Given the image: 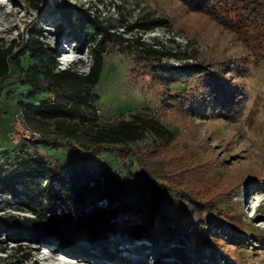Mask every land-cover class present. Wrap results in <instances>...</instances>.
I'll return each instance as SVG.
<instances>
[{
  "label": "rangeland",
  "instance_id": "rangeland-1",
  "mask_svg": "<svg viewBox=\"0 0 264 264\" xmlns=\"http://www.w3.org/2000/svg\"><path fill=\"white\" fill-rule=\"evenodd\" d=\"M69 2L112 26L129 40V44L158 49L162 59L140 54L137 57L140 63L148 66L157 64V60L160 65L167 63L166 75L175 72L176 67L183 70L186 67L181 65L193 61L184 55L176 57V53L187 56L196 53L207 62L224 56L230 58L229 63H218V71L229 73L242 94L239 93L234 111L224 115L212 109L201 116L204 119L196 120L186 111L192 103V95L183 94L177 102L163 104L158 92L157 95L144 92L141 82L133 77V59L123 53L108 56L102 76L93 89L94 105L82 107L85 113L91 112L90 119L36 117L28 120L27 124L42 133L43 139L60 145L54 150L42 143L43 148L52 157L62 155L66 159L74 153L66 141L70 128L76 130L70 139L79 147H85L101 126L114 125L122 118L133 119L134 115L156 118L173 131L171 145L161 152L165 160L176 161V179L182 183L187 179L185 183L193 195L196 193L216 202L222 215L227 213L223 220H217L219 225L211 227L213 233L236 238L229 244L223 242L221 247H213L221 251L215 254L212 245L200 244L194 248L193 240L178 243L163 238L157 234L159 231L149 233L140 228H136L138 233H127L123 237L110 233L106 240L81 238L73 246H63L58 241L42 244L9 241L0 233V264H30L36 259L40 261L37 264H56L58 261L53 257L46 261L43 257L64 253L71 259H86L80 264L91 261L96 264H143L146 260V264H264V0H257L259 4L254 7L246 4L247 0H225L214 9L211 7V12L197 10L186 0ZM258 15L263 18L259 22ZM32 29H38L40 40L59 51L57 58L63 61L61 68L71 64L80 71L89 70L92 57L87 44L72 34L60 12L49 10L46 2L36 9L30 0H0V37L6 43L12 38L22 40ZM237 60L239 62L233 65ZM23 62L28 65L27 56ZM160 65L156 71H161L163 66ZM232 65V72L228 71ZM164 87L166 84L160 82L149 89L163 91ZM12 93L0 101V151L15 160L19 152L12 145L9 132L13 131L19 103ZM34 145L35 151H44L40 144L39 147ZM118 152H104L106 154L99 155L97 161L106 162L117 170L120 163L127 165V160L121 159ZM9 198H0L1 215H33L27 209L17 208L18 202ZM135 222L140 225L138 220ZM135 224L132 222L131 228ZM149 230L153 231L150 225ZM81 246L85 247L86 254L80 250ZM159 250L173 256L159 258ZM182 250L187 253L186 258L190 257L189 263L182 260Z\"/></svg>",
  "mask_w": 264,
  "mask_h": 264
},
{
  "label": "trees",
  "instance_id": "trees-1",
  "mask_svg": "<svg viewBox=\"0 0 264 264\" xmlns=\"http://www.w3.org/2000/svg\"><path fill=\"white\" fill-rule=\"evenodd\" d=\"M30 1L36 9L46 2L49 10L60 12L72 34L87 44L92 63L87 72L71 64L61 68L63 61L57 58L59 51L40 40L38 29L30 30L22 40L12 38L9 43L0 37V101L16 91L12 94L16 95L13 98L19 103V108L15 113L14 126L18 116L25 122L36 117L47 120L90 119L91 112L85 113L82 107L94 105L96 94L93 89L102 76L107 57L122 53L134 60L132 75L141 82L142 90L153 95L158 92L163 104L177 102L183 94L192 95V103L186 111L196 120L204 119L201 116H206L212 109L224 115L236 109L242 90L236 88L229 73L218 71V63H229L230 58L224 56L207 62L196 53L189 56L176 53V57L184 55L193 61L181 65L186 67L183 70L176 67L175 72L166 75L167 63L160 65L157 60V64L148 66L140 63L137 57L140 54L162 59L158 49L129 44V40L112 26L69 0ZM186 1L197 10L209 12L211 7L214 9L225 2ZM250 3L253 7L259 4L257 0H247L246 4ZM261 19L262 15H258V22ZM25 56L29 60L27 66L23 62ZM158 65L163 66L161 71H156ZM233 65L228 71L232 72ZM160 82L166 84L163 91L149 89ZM117 122L99 127L85 147H79L70 139L76 134V130L70 128L66 141L74 153L66 159L62 155L52 157L46 152L43 146L57 150L60 145L43 139L42 133L39 138L20 143H15L10 137L19 155L13 160L0 151V198L10 197V200L18 202L17 208L27 209L33 215L0 214V233L5 234L9 241L30 244L58 241L63 246H73L81 238L106 240L110 233L123 237L127 233H138L136 228H140L149 233L159 231L157 234L163 238L178 243L193 240L194 248L209 244L215 254L221 252L213 247H221L226 242L229 244L236 237H221L216 231L213 233L211 227L219 225L217 220H223L227 213L222 215L216 202L196 193L193 195L185 183L187 179L183 180L184 184L176 179V161L170 162V158L165 160L162 156V152L171 145L173 131L156 118L140 115ZM39 144L44 151L33 149V145L39 147ZM113 150L119 151L127 165L120 163L116 170L106 162L97 161L99 155ZM132 222L136 223L133 228L130 226ZM149 225L153 231L149 230ZM80 250L87 253L85 247ZM161 252L157 251L159 258L173 256L170 252ZM186 257L187 253L182 250V260L189 263L190 257ZM146 263L147 260L143 262ZM90 264L96 262L91 261Z\"/></svg>",
  "mask_w": 264,
  "mask_h": 264
},
{
  "label": "built area",
  "instance_id": "built-area-1",
  "mask_svg": "<svg viewBox=\"0 0 264 264\" xmlns=\"http://www.w3.org/2000/svg\"><path fill=\"white\" fill-rule=\"evenodd\" d=\"M14 127L10 137L15 143L29 141L41 136V133L37 129L30 127L21 116L17 117Z\"/></svg>",
  "mask_w": 264,
  "mask_h": 264
},
{
  "label": "bare ground",
  "instance_id": "bare-ground-1",
  "mask_svg": "<svg viewBox=\"0 0 264 264\" xmlns=\"http://www.w3.org/2000/svg\"><path fill=\"white\" fill-rule=\"evenodd\" d=\"M65 255V256H64ZM64 255L62 256H44L43 259L46 261L47 259L53 257L56 261H58V263L56 264H61V263H64V264H80L82 261H79L77 258L78 257H75V259H71L70 255L68 253H64ZM74 256V255H72ZM39 261V259H36L35 261H33V263H30V264H37Z\"/></svg>",
  "mask_w": 264,
  "mask_h": 264
}]
</instances>
